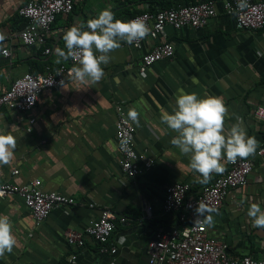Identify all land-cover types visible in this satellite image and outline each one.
<instances>
[{
    "label": "crops",
    "instance_id": "obj_1",
    "mask_svg": "<svg viewBox=\"0 0 264 264\" xmlns=\"http://www.w3.org/2000/svg\"><path fill=\"white\" fill-rule=\"evenodd\" d=\"M29 1L0 0V95L26 73L41 72L48 62L54 67L68 64L59 56L67 52L64 33L77 23L86 25L106 6L117 19L127 21L126 11L138 15L152 6L177 8L202 0H75L71 14L57 17L44 47L25 46L19 37L25 27L19 9ZM160 41L174 45V56L142 74L143 54ZM46 47L51 54H45ZM3 49H9L10 56L3 55ZM110 55L98 83H74L69 78L66 87L45 90L27 113L0 110V132L10 131L16 139L13 159L0 164V186L40 180L43 191L76 200L75 206L55 209L37 224L22 199L0 198V215L10 218L17 241L11 253L0 256V264H148V243L156 233L183 226L178 212L164 211L167 187L188 183L193 197L219 175L213 173L207 184L194 182L200 174L190 168V156L171 144L176 133L161 122L164 112L172 114L181 91L195 92L199 98L223 97L228 108L225 128L239 120L248 136L259 142L256 153L247 158L254 167L248 183L229 191L223 206L211 213L213 225L207 229L209 237L229 246L234 258H264V230L252 227L247 214L251 203L264 210V159L258 155L264 144V121L254 114L264 106V29H240L233 17L220 11L203 29L178 31L168 26L145 49L121 41ZM120 104L127 113L130 108L139 113L135 149L153 161L135 179H128L120 164L116 141ZM222 163L224 169L229 166L226 157ZM105 210L117 217L107 244L109 250L117 249L114 255L101 252V245L91 238L84 248L68 244L67 229L83 231Z\"/></svg>",
    "mask_w": 264,
    "mask_h": 264
},
{
    "label": "built area",
    "instance_id": "obj_2",
    "mask_svg": "<svg viewBox=\"0 0 264 264\" xmlns=\"http://www.w3.org/2000/svg\"><path fill=\"white\" fill-rule=\"evenodd\" d=\"M247 4L248 7L239 8L237 0H222L220 3L218 0H203L178 8L144 12L132 19L143 17L149 27V33L132 46L137 50L145 49L147 42L160 39L168 26L178 31L185 28L203 29L220 11L233 17L240 29L263 30L264 0H247ZM74 6L75 0H30L19 9V15L27 21L19 35L22 44L29 47L46 46L47 37L57 17L71 14ZM2 54L8 57L10 50L3 49ZM45 54H51V48L47 47ZM174 54L173 44L157 42L143 54L140 72L146 73L154 64L170 59ZM77 63L69 58L68 64H60L58 67L48 65L44 73H26L13 82L6 93L0 95V110L7 107L20 113L29 112L37 105L45 90L61 86V81L67 82L69 70ZM127 114L125 104H120L117 107L116 141L122 171L128 179H135L144 170L150 169L153 161L146 155L137 153L134 145L136 124ZM254 114L257 119L264 121V106L257 107ZM258 155L264 159V144ZM253 170V162L250 159L237 158L234 163L229 162V166L213 183L204 186L193 197L190 196L192 190L190 184L176 182L169 185L166 189L164 211L178 212L183 226L170 233L162 230L156 233L154 239L148 243V264H264V258L252 256L234 258L230 255L229 246L225 242L209 237L206 225L194 227L198 201L206 202L216 212L223 206L231 189L248 183ZM13 174H18V171H14ZM14 196L23 200L37 224L43 223L55 209L76 205L73 197L43 191L40 180H34L26 185L6 182L0 186L1 199ZM90 207L93 208L94 205L91 204ZM150 210L149 207L148 211ZM116 220L117 217L112 211L105 210L83 231L67 229L65 238L69 245L76 248H84L87 238H91L101 245V252L110 251L114 255L117 249L109 250L107 244L113 237ZM121 222H126V219L122 218Z\"/></svg>",
    "mask_w": 264,
    "mask_h": 264
},
{
    "label": "clouds",
    "instance_id": "obj_3",
    "mask_svg": "<svg viewBox=\"0 0 264 264\" xmlns=\"http://www.w3.org/2000/svg\"><path fill=\"white\" fill-rule=\"evenodd\" d=\"M237 7H248L247 0H237ZM148 33L149 27L143 17L123 21L115 17L110 6H106L86 25L77 23L66 30L63 40L67 52L61 51L59 56L78 62L68 73L72 82L95 84L105 74L102 65L110 63V53L121 47V41L132 45ZM61 84L66 87L64 81ZM127 115L139 126V113L134 108H130ZM227 115L228 108L223 97L209 95L199 98L195 92L181 91L176 97L172 114L164 112L161 116V122L176 133L171 144L185 156H190V168L202 177H197L196 183L207 184L213 173H223L224 157L234 163L237 158L246 159L257 151L259 142L255 137L248 136L239 120L230 128H225ZM15 148L16 139L12 133L0 132V164L10 163ZM214 211L206 202L198 201L194 227L212 226L211 213ZM247 214L252 220V227L264 230V210L258 203H251ZM16 243L10 218L0 215V256L5 252L11 253Z\"/></svg>",
    "mask_w": 264,
    "mask_h": 264
},
{
    "label": "trees",
    "instance_id": "obj_4",
    "mask_svg": "<svg viewBox=\"0 0 264 264\" xmlns=\"http://www.w3.org/2000/svg\"><path fill=\"white\" fill-rule=\"evenodd\" d=\"M203 1V0H202ZM195 3H197V2H195ZM192 4H194V3H192ZM187 5H189V4H187ZM186 5V6H187ZM178 8V7H177ZM165 9H171L169 6H165V7H162V9H160V10H165ZM148 11H150V12H155V11H157V9H153V6L148 10ZM147 12V11H146ZM126 13H127V18L126 19H128V20H131L133 17H135V16H137V15H134V14H132V13H130L129 11H126ZM144 13V12H143ZM143 13H140V14H143ZM140 14H138V15H140ZM23 18V17H22ZM24 19V18H23ZM25 20V19H24ZM127 20V21H128ZM26 24H27V21L25 20V26H26ZM47 46V45H46ZM47 48V47H46ZM48 65H51V66H53L52 64H50L49 62L48 63H46V66L42 69V71L41 72H39V73H44L45 72V69H46V67L48 66ZM36 74H38V73H36Z\"/></svg>",
    "mask_w": 264,
    "mask_h": 264
}]
</instances>
